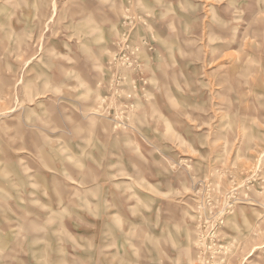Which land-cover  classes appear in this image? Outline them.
<instances>
[{
	"label": "rangeland",
	"instance_id": "374dc122",
	"mask_svg": "<svg viewBox=\"0 0 264 264\" xmlns=\"http://www.w3.org/2000/svg\"><path fill=\"white\" fill-rule=\"evenodd\" d=\"M0 264H264V0H0Z\"/></svg>",
	"mask_w": 264,
	"mask_h": 264
}]
</instances>
